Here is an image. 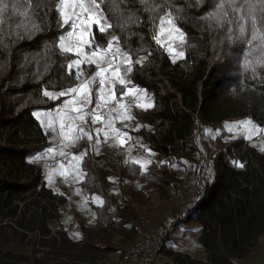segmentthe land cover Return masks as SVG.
Here are the masks:
<instances>
[{
	"label": "trees",
	"instance_id": "obj_1",
	"mask_svg": "<svg viewBox=\"0 0 264 264\" xmlns=\"http://www.w3.org/2000/svg\"><path fill=\"white\" fill-rule=\"evenodd\" d=\"M98 2L111 28L104 34L94 28L95 42L106 47L110 33L130 54L134 63L127 79L146 89L154 104L132 115L133 126L140 128L130 132L157 160L143 159L149 163L142 173L139 164L97 154L84 138L77 149H87L80 186L103 204L93 207L94 222L79 224L77 239L53 226L74 194L58 174L48 183L32 163L53 143L34 113L64 101L49 100L43 90L79 83L67 70L75 57L58 47L69 26L60 22L58 0H0V264H99L122 246L136 245L138 226L146 228L142 208L154 205L156 191L169 199L182 171L204 191L179 223L198 225L192 235L208 259L164 248L167 264L248 259L264 235V152L242 135L229 143L223 139L226 126L242 120L264 128V41L259 35L252 39L253 16L264 35V0ZM169 12L185 34L183 42H173L185 52L175 63L152 42L160 17ZM82 68L88 75L96 70ZM188 202L182 198L172 210L180 215Z\"/></svg>",
	"mask_w": 264,
	"mask_h": 264
},
{
	"label": "snow or ice",
	"instance_id": "obj_2",
	"mask_svg": "<svg viewBox=\"0 0 264 264\" xmlns=\"http://www.w3.org/2000/svg\"><path fill=\"white\" fill-rule=\"evenodd\" d=\"M3 10V7H0V13ZM57 12L62 25L70 28L66 35L59 38L58 47L61 54H71L75 57L68 62L67 70L69 75L75 74L79 83L58 92L43 90V96L49 100H58L61 97H67V99L62 101V107H57L54 111H37L34 115L40 121L41 126L52 133H56L58 127L61 140L59 151L51 146L48 151L61 157H71L67 165L63 163L60 165L61 176L66 181L70 175L77 181H81L84 172L80 168V163L87 154V149L79 154H70L67 149L78 147L79 142L87 138L89 146L98 154L102 142L101 135H103L104 142L112 139L116 142V146L125 145L130 139L129 133L121 131L115 125L117 120L124 123L134 120V117L131 115L132 105L125 103L124 99L129 96L133 97L135 107L145 111L154 107V104L147 99L146 89L135 87L127 79V74L133 71L134 62L128 52H124L118 44H114L118 37L109 33L110 39L106 47L95 42L94 28L100 34L108 32V29L111 28L98 0H58ZM0 24H3L2 18H0ZM256 28L257 21L253 16L252 39H257L259 35V38L264 41V35H260ZM240 33L243 37V26L240 28ZM153 39L156 45L165 48L173 63L178 58H185V52L178 51L173 46V42L177 39L183 42L185 34L175 25L170 12L160 17L158 31ZM165 39L167 43H165ZM143 60L144 57H141L135 63L141 64ZM83 65H94L96 71L94 74L88 75L84 72ZM117 85L120 86L119 94ZM105 111L108 113L107 116L104 115ZM41 116L44 119H41ZM251 123L249 120L241 122V125H250ZM96 124H100L101 127L89 130V125ZM239 126L237 125V127ZM139 128L140 126L137 125L135 130H139ZM255 130V128L249 130V135L253 134ZM132 163L139 164L142 170H146L149 162L133 160ZM237 166L243 167V164ZM109 182H113L111 178H109ZM93 199L97 204H103L100 197L97 196Z\"/></svg>",
	"mask_w": 264,
	"mask_h": 264
},
{
	"label": "rangeland",
	"instance_id": "obj_3",
	"mask_svg": "<svg viewBox=\"0 0 264 264\" xmlns=\"http://www.w3.org/2000/svg\"><path fill=\"white\" fill-rule=\"evenodd\" d=\"M148 99V98H147ZM149 100V99H148ZM150 101V100H149ZM131 105V104H129ZM152 109V108H150ZM141 111L140 108H135L133 105L131 107V115H134L136 111ZM115 115V113H113ZM41 119H44L43 116H41ZM249 121V120H242L236 123L228 124L225 128V134L223 141L224 142H231L232 136H244L246 140L262 152H264V128L258 127L253 122L250 125H241V122ZM125 124H127V127H125ZM237 125H240L237 127ZM117 128H119L121 131H125L129 133L130 139L125 143L123 146H116V142L112 139H109L107 142H104L103 135H101V144L99 146V151L102 153H107L108 155L115 157V158H123L125 164L132 163L133 160H140L143 161V159H149L156 161L157 157L155 154H153L151 151H149L141 142L136 140L131 135V130L135 131V127L132 124V121H125L124 123H121L119 120H117L116 125ZM101 127L100 124H96L94 126L89 125V130L92 128ZM255 128L256 130L253 132V134L249 135V130H252ZM45 130H47L44 127ZM231 129V131H229ZM49 131V130H48ZM51 132V131H50ZM52 133V132H51ZM222 132L219 131L218 135H220ZM95 136V134L93 133ZM58 134V127L57 132L52 133V146L55 145L60 139ZM81 142V141H80ZM79 142V145H80ZM79 147V146H78ZM78 147H69L67 149V152L70 154H79L80 152L77 151ZM218 149H220V146H217ZM81 168V163H80ZM61 168L56 169L53 172H49L48 176L46 177V180L48 183L53 181V178L56 174H58L57 180L61 183L63 188L65 190L71 191L70 189H76V192L74 193H80V195H74L73 199L71 201V205L64 207L62 209L63 216L60 220L53 223L54 227H62L69 231L70 235L77 239L79 236V224L81 223H92L94 221H91V215H94L93 207L98 205L94 201V195L90 194L88 191H84L80 187V182L77 181L73 176H68L67 181L64 179L63 176L60 174ZM189 174L185 171H182L181 174L178 176L179 182L174 184L173 186L176 188H179L178 185L183 187V190L187 187L192 186L190 183V178H188ZM49 176L51 179L49 180ZM195 185V184H194ZM172 187V188H174ZM172 190V189H171ZM83 192H86V195L83 194ZM171 194V192H170ZM154 198L155 203L152 206H147L146 208H142V212L145 215L144 218V225L146 228H144L146 231H148L151 234H155L157 231H159L160 228H166L168 224H172V230L173 228L179 224V222H174L173 219H167L166 211L168 209H172L173 205H169L167 203H164L163 201L168 197V194L166 196L159 193V191L154 192ZM170 196V195H169ZM146 222H150V224L154 225L155 230L152 231L150 228H148L149 224L147 225ZM151 230V231H150ZM169 236V235H168ZM169 237H167L166 242L168 243ZM137 242V241H136ZM136 244V243H135ZM135 245L129 246H122L121 250L117 253H113L104 260L100 261L99 264H120L119 262H113L114 259H117L118 254H122L128 251H131L130 248L134 247ZM259 256H264V254H259ZM162 261V264H165L167 262Z\"/></svg>",
	"mask_w": 264,
	"mask_h": 264
},
{
	"label": "built area",
	"instance_id": "obj_4",
	"mask_svg": "<svg viewBox=\"0 0 264 264\" xmlns=\"http://www.w3.org/2000/svg\"><path fill=\"white\" fill-rule=\"evenodd\" d=\"M69 31H70V28H69ZM153 37H152V42L154 43L156 50L162 51L167 56V58L172 62V59L166 52L165 48L156 45ZM165 43L167 42L165 41ZM114 44H117V43L114 42ZM134 86L138 87L139 89H142L141 87L137 85H134ZM62 98L64 100L67 99V97H62ZM124 102L127 104H131L135 107L133 97L131 96L126 97L124 99ZM57 107H62V103L58 104L52 109H49L48 111H54V109ZM135 108H138V107H135ZM104 115L105 116L108 115L107 111L104 112ZM60 143H61V140H59L55 145L53 146L51 145V147L56 148L57 151H59ZM49 147L41 151L40 153H38L32 161L33 164L41 167L45 174L49 169L60 168V165L62 163L67 165L71 159L70 156L61 157L58 154H53L49 152L48 151ZM165 164H166L165 161L161 162V165H165ZM178 186L179 188L173 189V191L171 192L169 196V199L163 201V202H176V201H179L183 196L189 198L190 202H188L185 205L183 212L173 219L174 222H177V223L183 221L186 218L187 214L194 208V206H196L200 202V200L203 197V191H204V187L201 182H197L194 186L187 187L184 190H183V187H181L180 185ZM171 228H172V224H168L166 228H160L159 232L155 236H153L148 231H146L143 226H138L136 230L137 247L132 251L118 254L117 259H114L113 262L116 261V262H119L120 264H154L158 262L159 260L164 258L163 249L166 243V238L172 231ZM259 247L260 248L264 247V235L260 239V244L258 248ZM164 260L166 261L168 259H164Z\"/></svg>",
	"mask_w": 264,
	"mask_h": 264
},
{
	"label": "crops",
	"instance_id": "obj_5",
	"mask_svg": "<svg viewBox=\"0 0 264 264\" xmlns=\"http://www.w3.org/2000/svg\"><path fill=\"white\" fill-rule=\"evenodd\" d=\"M58 168H53V169H49L46 172L45 177L48 176L49 172H53ZM142 173H145V170H142ZM188 178H190V175L187 176ZM81 187V186H80ZM71 193H73L75 196L76 195H80V193H74L76 192V189H70ZM86 191V190H84ZM84 195H86V192H83ZM182 198H188L183 196ZM181 198V199H182ZM180 199V200H181ZM189 199V198H188ZM179 201L176 202H164L167 203L169 205H178ZM99 205V204H98ZM146 208V207H144ZM174 209V208H173ZM179 215L178 210H172V209H168L166 211V216L167 219H174ZM91 221L95 220V216L91 215ZM147 225L149 224L148 228H150L152 231L155 230L154 225L150 224V222L146 223ZM198 225L194 224V223H179L177 224L173 230L171 231V233L169 234V242L165 243L164 248L167 250H173V251H179L182 253H187L189 255H191L194 259H197L199 261H207L208 259V255L206 254V252L204 251V249L200 246V244L194 239L193 235H192V231L194 229H197ZM150 230V231H151ZM159 231H157L155 234H151L153 236H155ZM137 247V242L136 245L133 247V249H135ZM264 253V247H259L258 249H256L254 251V253L246 260L244 261H240L238 264H264V256H259V254ZM164 259H168L167 256L164 255V258L161 259L163 261H165ZM159 260L158 262L154 263V264H162V261ZM169 260H166L165 262L168 263ZM165 263V264H167Z\"/></svg>",
	"mask_w": 264,
	"mask_h": 264
}]
</instances>
